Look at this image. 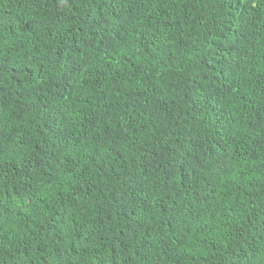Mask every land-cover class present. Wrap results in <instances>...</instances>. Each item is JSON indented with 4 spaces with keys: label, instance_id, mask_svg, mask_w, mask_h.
<instances>
[{
    "label": "trees",
    "instance_id": "trees-1",
    "mask_svg": "<svg viewBox=\"0 0 264 264\" xmlns=\"http://www.w3.org/2000/svg\"><path fill=\"white\" fill-rule=\"evenodd\" d=\"M0 264H264V0H0Z\"/></svg>",
    "mask_w": 264,
    "mask_h": 264
}]
</instances>
